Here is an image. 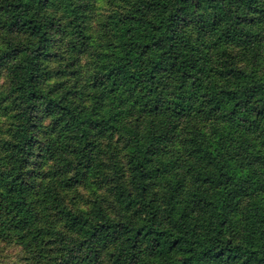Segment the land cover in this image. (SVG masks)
<instances>
[{"label":"trees","instance_id":"16d2710c","mask_svg":"<svg viewBox=\"0 0 264 264\" xmlns=\"http://www.w3.org/2000/svg\"><path fill=\"white\" fill-rule=\"evenodd\" d=\"M109 1L94 36L96 0H0V240L38 264H264V0Z\"/></svg>","mask_w":264,"mask_h":264},{"label":"rangeland","instance_id":"374dc122","mask_svg":"<svg viewBox=\"0 0 264 264\" xmlns=\"http://www.w3.org/2000/svg\"><path fill=\"white\" fill-rule=\"evenodd\" d=\"M114 8V4L109 0H96L94 10L92 12L93 17L90 19V28L91 32L94 36L99 34V29L102 21L104 20L107 13H109ZM0 42H1V33H0ZM89 61V57H85L83 59V63L87 64ZM264 64V61H262ZM264 68V67H263ZM5 69L0 68V107L2 108L0 111V126H8L10 122V118L8 116H4L5 111L3 110L5 106H7V110H9L12 105V98H5L8 93L7 89V77L5 73ZM85 76L83 75V78ZM4 97L6 100H2ZM80 193L77 195L78 206L87 208L89 205L86 203L88 198H92V190L86 189L84 186H81ZM101 192V191H100ZM82 196V197H81ZM0 264H38L36 260L30 256L23 249V247L13 241L0 240Z\"/></svg>","mask_w":264,"mask_h":264}]
</instances>
